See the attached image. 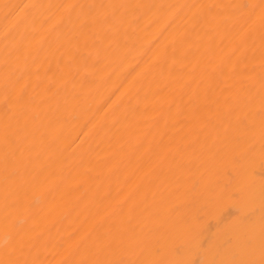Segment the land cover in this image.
<instances>
[{
	"label": "bare ground",
	"instance_id": "1",
	"mask_svg": "<svg viewBox=\"0 0 264 264\" xmlns=\"http://www.w3.org/2000/svg\"><path fill=\"white\" fill-rule=\"evenodd\" d=\"M0 264H264V0H0Z\"/></svg>",
	"mask_w": 264,
	"mask_h": 264
}]
</instances>
